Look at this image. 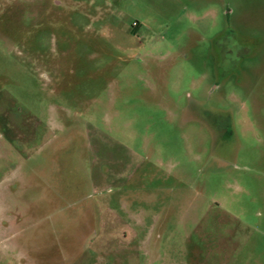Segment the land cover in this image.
Instances as JSON below:
<instances>
[{
	"label": "rangeland",
	"instance_id": "rangeland-1",
	"mask_svg": "<svg viewBox=\"0 0 264 264\" xmlns=\"http://www.w3.org/2000/svg\"><path fill=\"white\" fill-rule=\"evenodd\" d=\"M0 264H264V0H0Z\"/></svg>",
	"mask_w": 264,
	"mask_h": 264
}]
</instances>
